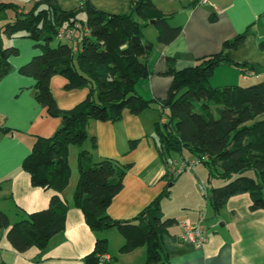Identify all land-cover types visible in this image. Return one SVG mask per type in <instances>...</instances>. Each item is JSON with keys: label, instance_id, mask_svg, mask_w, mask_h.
I'll return each instance as SVG.
<instances>
[{"label": "trees", "instance_id": "16d2710c", "mask_svg": "<svg viewBox=\"0 0 264 264\" xmlns=\"http://www.w3.org/2000/svg\"><path fill=\"white\" fill-rule=\"evenodd\" d=\"M34 2L29 10L20 12L14 2L0 1V12L5 15L0 26V78L11 70L9 57L18 54V48L5 45L4 38L24 33L40 52L19 71L35 78L37 101L50 115L61 117L62 124L54 135L37 137L22 164L34 186L55 191L49 206L14 223L0 209V229H8L7 237L17 251L34 246L44 249L65 228L68 203L60 193L71 180L70 146H82L89 139L88 123L118 121L125 109L140 114L154 104L160 105L155 141L161 157L167 162L180 155L196 158L208 167L209 177L225 181L205 195L215 214L230 197L245 192L251 196L253 210L264 209V81L222 86H213L210 81L221 63L241 65L227 52L245 40L249 28L225 40L220 52L200 57L192 66L178 70L175 60L168 58L165 74L173 81L166 98L154 100L137 91V83L150 75L146 57L154 47L145 39L143 28L154 20L160 43L172 42L182 30L170 24V16L154 0H133L129 11L123 13H107L87 1L77 9H66L59 0ZM10 10L15 12L14 18H7ZM81 12L86 13L85 19L79 16ZM260 18L264 19V10ZM65 27L74 29L77 46L73 40L58 37V31ZM54 39H58L56 44ZM259 48L264 52V39ZM56 74L68 78L66 89L90 88L87 97L70 109L60 108L50 87ZM90 139L95 147L96 137ZM137 142L132 141L130 148ZM77 163L73 203L83 210L89 227L96 232L116 228L126 240L121 252L145 246L146 264H164L167 254L162 236L177 223V218L166 217L161 208V200L171 195L170 189L167 187L134 218L114 219L107 208L123 189L129 165L111 158L94 160L86 148L80 150ZM107 245L106 237H98L85 262L99 264L98 255L106 253Z\"/></svg>", "mask_w": 264, "mask_h": 264}, {"label": "crops", "instance_id": "0c3cea01", "mask_svg": "<svg viewBox=\"0 0 264 264\" xmlns=\"http://www.w3.org/2000/svg\"><path fill=\"white\" fill-rule=\"evenodd\" d=\"M24 1L9 2L17 4L20 12L35 3V0ZM86 1L107 13H123L129 11L133 0H71V6L64 8L77 9ZM154 1L170 16V24L180 26L182 30L172 42L160 43L156 25L143 28L145 39L154 43L146 57L150 75L137 83V91L144 98H166L173 81L172 76L165 74L168 58L175 60L174 66L178 70L192 66L200 57L220 52L225 40L233 39L248 28L245 40L227 52L233 62L241 65L221 63L215 72L231 70L230 66H233L241 74L240 81L244 77L264 81V52L259 48V42L264 39V19L260 18L264 0H209L206 4H200L198 0ZM6 16L14 18L15 12L10 10ZM79 16L85 19L86 13L81 12ZM4 18L0 12V26L5 23ZM4 43L18 48V54L9 57L11 70L0 78V209L14 223L49 206L55 191L34 186L30 173L22 164L35 139L54 135L62 119L50 115L47 107L37 101L35 78L19 71L40 52L35 41L19 33L5 37ZM68 82V78L60 74L53 75L50 80L53 96L62 109L74 107L90 92L88 87L66 89ZM225 83L236 84L237 81L230 78ZM159 119L160 105L154 104L140 114L125 109L118 121L91 120L88 123L89 139L84 142V148L92 152V158H111L120 165H129L123 189L107 208L114 219L134 218L167 187L171 191L170 197L174 195L172 186L182 176L173 183L165 177L167 161L161 157L155 141V125ZM91 136L96 137L95 147ZM134 140L138 142L131 149ZM77 146L81 145L70 146L71 180L60 193L68 203L65 228L53 236L44 249L34 246L24 252L17 251L11 244L7 237L8 229H0V264H87L85 257L93 251L98 237L108 239L105 254L109 260L106 264H146L145 246L121 252L120 248L126 241L121 232L116 228L93 231L83 210L73 203L79 177L77 158L80 148ZM195 169L191 170L196 172ZM195 175L197 179L191 185L194 191L198 185L196 180L201 179L197 172ZM170 197L161 200V208L166 217L177 218V223L162 236L167 254L164 264H264V209L251 208L252 199L248 192L230 197L219 214H215L209 203L202 210L199 200L194 202L196 206L193 207H197L194 210L184 207L185 204L182 209L170 210ZM200 211H205L209 239L202 247H197L181 241L179 235L183 230L182 223L198 222Z\"/></svg>", "mask_w": 264, "mask_h": 264}, {"label": "rangeland", "instance_id": "374dc122", "mask_svg": "<svg viewBox=\"0 0 264 264\" xmlns=\"http://www.w3.org/2000/svg\"><path fill=\"white\" fill-rule=\"evenodd\" d=\"M5 1H10V0H5ZM59 3L63 7H66V8H69L71 6V0H59ZM26 9L28 10L30 9V7H26ZM57 42H58V39H54L53 44H56ZM230 69L231 70H221V71L216 70V72L214 73V76L210 80L211 84L213 86H222L220 84H223V83L226 84L225 82H227L228 79L230 78L233 80H236L237 81L236 84L241 83L243 85H251V84L259 82V81H256L255 78L248 79L247 77H244L243 81H240L239 76L241 74L239 70L233 66H230ZM84 147H85V144L80 146L79 148L81 150ZM195 170L197 174L201 176V179H203V181L206 183V186L208 188L207 193L211 187L220 186L225 183V181L222 179L209 177L208 167L202 162H200L196 166ZM196 172L189 169L187 172L182 174L181 175L182 177H179L176 183L172 186L174 195H172V197L169 198L168 204L172 206L170 207V210H173V208L176 210L182 209L183 208L182 206L184 204H185L184 207H188L194 210L195 208H197V207H193V206H196L194 202H198V200L202 202V206H201L202 210H205L206 206L208 207L209 202L207 198L205 197V195H203V193L199 190L198 185H197V182H198L197 180H196L197 190L194 191L192 189V186H191L192 181H195V179H197L195 175Z\"/></svg>", "mask_w": 264, "mask_h": 264}, {"label": "built area", "instance_id": "2783aa9c", "mask_svg": "<svg viewBox=\"0 0 264 264\" xmlns=\"http://www.w3.org/2000/svg\"><path fill=\"white\" fill-rule=\"evenodd\" d=\"M209 0H199L200 4H206ZM75 31L73 28H61L58 31V37L60 39L73 40L75 46L78 45V40L74 39ZM206 158V157H205ZM200 161L196 158H186L182 155L171 157L167 162V178L168 180H175L181 176L184 172L189 169H194ZM198 188L206 195L207 186L203 179H199ZM206 215L205 211L199 212V220L195 224H190L187 222L182 223V233L179 235V239L183 242L191 243L197 247H202L209 239L208 229L205 226ZM99 264H106L109 257L105 253L98 255Z\"/></svg>", "mask_w": 264, "mask_h": 264}, {"label": "water", "instance_id": "95a60500", "mask_svg": "<svg viewBox=\"0 0 264 264\" xmlns=\"http://www.w3.org/2000/svg\"><path fill=\"white\" fill-rule=\"evenodd\" d=\"M155 21L154 20H151V24H153Z\"/></svg>", "mask_w": 264, "mask_h": 264}]
</instances>
